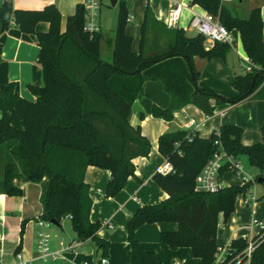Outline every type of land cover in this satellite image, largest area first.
Segmentation results:
<instances>
[{"label": "trees", "instance_id": "obj_1", "mask_svg": "<svg viewBox=\"0 0 264 264\" xmlns=\"http://www.w3.org/2000/svg\"><path fill=\"white\" fill-rule=\"evenodd\" d=\"M191 4L217 17L230 31L239 30L243 48L254 67L248 72L231 74L230 82L236 89L232 97L199 86L200 72L193 62L195 56L225 60L229 44L217 42L208 48L201 33L168 27L155 19L148 0L138 50L133 48V37L126 31L130 9L125 0H118L111 62L101 58V29L90 32L84 28L87 10L84 3L76 5L62 31L61 14L55 4L42 9H17L12 0H4L0 5V32L14 24L22 32L36 35L43 84L28 85L35 100L20 96L14 82L0 86V193L22 194L21 187L14 182L16 178L41 182L43 211L39 217L54 220L58 226L68 217L78 240L90 239L106 253L109 242L98 235L101 222L90 219L92 199L84 175L89 165L109 170L107 197L119 193L130 176L137 177L133 159L148 156L152 142L142 133L140 125L129 121L135 100L143 109L141 117L151 114L171 121L175 111L188 104L212 115L215 107L211 99L234 105L254 92L264 99L260 7L252 8L247 17H240L223 0H191ZM40 21L49 23L47 31L36 30ZM151 31L153 43L159 33L168 36L163 48L146 49ZM69 44L72 59L84 65L80 75L72 72L64 59ZM11 109L19 116L20 127L12 125ZM188 133L189 129H176L158 138V151L173 170L157 171L152 179L168 197L144 204L128 216L132 264H162L136 238L139 227L155 222L179 225L177 229L160 232L161 242L171 247H189L201 264H264V229L250 240L233 239L226 245L227 252L218 258L219 213L229 219L237 195L245 192L250 183L223 186L215 192L195 190L198 174L220 145L235 157L247 155L259 169V176H264V123L262 141L247 145L241 142L243 127L234 123L220 125L209 137L196 132L190 139ZM24 225L25 221L22 230ZM250 242L254 249L247 256L245 250Z\"/></svg>", "mask_w": 264, "mask_h": 264}, {"label": "crops", "instance_id": "obj_2", "mask_svg": "<svg viewBox=\"0 0 264 264\" xmlns=\"http://www.w3.org/2000/svg\"><path fill=\"white\" fill-rule=\"evenodd\" d=\"M4 0H0V5ZM85 0H12L13 6L17 9H42L48 4H55L61 14V30L66 29L67 17L74 13L76 5L84 3ZM185 4L181 17L174 27H183L188 33H196L188 30V24L194 10L205 11L199 5L191 4V0H180ZM228 4L233 13L240 17H247L250 10L260 7L263 19V41H264V0H223ZM130 9V20L126 31L133 37V48L138 50L141 39V24L144 17L145 0L133 1L125 0ZM149 8L157 21L165 24L164 18L172 5L171 0H148ZM114 10L103 11L102 7L99 14V25L103 34L100 44L101 56L103 44L107 46V53L111 54L113 59V38L114 28L118 18V1L112 7ZM111 12V19L105 20V13ZM36 25L37 31H47L49 23L40 21ZM169 27V26H168ZM110 30L112 33H105L104 30ZM150 41L146 45L148 51H155L163 48L168 39L163 33H159L156 42L153 41L152 31L150 32ZM231 41L228 43L230 48L226 54L225 60L219 58L205 59L195 56L193 59L195 68L200 72L198 85L205 88H211L222 96H233L236 89L230 82L232 73H244V68L248 65L247 56L239 30H231ZM34 33H24L16 25L12 24L7 30L0 32V86L9 82H14L15 91L22 97L35 100V95L30 91L28 85H42L43 73L42 67L38 62L39 46ZM71 44L66 47L64 59L68 68L77 75L82 74L84 65L77 60H73ZM230 84V86H229ZM215 107L212 115L199 109L193 104L185 105L174 113V118L167 121L163 118L154 117L151 114L140 116L143 110L138 100H135L129 121L132 125H140L142 133L148 137L151 143V151L148 156H138L133 159L135 164V176L127 179L125 186L115 196H105L106 184L110 178V172L107 169L98 166L89 165L86 168L84 179L89 184L92 206L90 211L91 221L101 222L98 235L109 242L106 253L98 248L90 239L85 241L78 240L74 230L67 228L64 224V217L58 225H52L51 248L58 251L56 258L47 260L34 259L37 255L36 244L38 235L37 219L43 211L41 194L42 183L25 181L21 178L14 180L15 184L22 189V194L8 195L0 193V264H19L16 260V254L21 253L24 259H33L30 264H81L84 261H94L99 257H106L107 264H132L131 248L127 239V219L140 206L144 204H153L168 197V194L160 188L152 179L155 172L169 163L167 159L158 151V138L165 132L176 129H186V122L194 118L202 124L198 132L200 136L209 137L214 130L225 123H231L228 116L230 111H234L233 116L237 118V109L243 107L246 112V119H233L234 124L243 127L241 142L243 144H253L262 141L261 127L264 123V99L256 96V93L250 95L237 104L228 102L217 103L215 99L210 100ZM12 118V125L21 126L20 118L14 109L9 111ZM1 116V111H0ZM243 124V125H240ZM239 161V156L236 157ZM1 153H0V175H1ZM241 162V161H240ZM243 166V165H242ZM244 170V168H243ZM224 171L221 175V181L224 186L225 181L229 185L242 184L239 180H232ZM245 172V171H244ZM238 175V174H237ZM257 200L252 208L245 205L242 200V194H238L235 201L234 211L229 219H225L222 212L219 213L216 240L219 245L226 246L239 237H246L249 240L256 235L260 228L251 226L253 217L264 221V183L262 188L256 190ZM254 209V212H252ZM69 219V218H68ZM70 220V219H69ZM25 221L22 230V222ZM71 224V222H70ZM176 223L155 222L145 224L136 230V238L142 246L153 251L162 264H201L200 258L195 257L191 249L187 246L171 247L161 242L160 232L177 229ZM63 241V244H60ZM68 246H71L68 248Z\"/></svg>", "mask_w": 264, "mask_h": 264}, {"label": "built area", "instance_id": "obj_3", "mask_svg": "<svg viewBox=\"0 0 264 264\" xmlns=\"http://www.w3.org/2000/svg\"><path fill=\"white\" fill-rule=\"evenodd\" d=\"M172 5L164 18V22L167 26L172 27L179 21L182 11L185 8V4L180 0H171ZM84 5L86 10V21L84 28L90 32H95L100 30L99 25V10L101 7V0H85ZM188 30L201 33L206 39L207 47H213L217 42L229 43L231 41L232 35L231 31L219 21V19L206 11L194 10L188 24ZM254 67L253 63L249 59L248 65L244 68V72L251 71ZM202 124L199 123L194 118H191L186 122L185 127L189 129L188 137L191 139L194 133L201 130ZM223 169L226 171H232L236 175L242 176L243 182L250 183L245 192H242L243 203L252 208L253 203L257 200L255 193V182L253 178L246 176L242 163L233 155L227 153L224 148L220 145L218 151H216L212 157L208 159L201 172L196 178L195 190L215 192L220 190L224 185L221 181V175ZM173 170L170 163L165 164L160 172L167 173ZM254 212V209H252ZM37 226L39 228L37 235L36 252L37 255L34 259L47 260L51 258H56L58 256V251H53L51 248V238L52 233L50 227L53 225L52 221L40 218L37 219ZM251 226H258L260 230L264 229V221L253 217ZM63 244V241H60ZM71 246H68V248ZM254 245L252 242L247 246L245 252L247 256H250ZM227 252L226 246L218 247V258H221L224 253ZM16 260L19 264H30L33 259H24L21 253L16 254ZM108 260L106 257L102 256L94 261H84L81 264H107Z\"/></svg>", "mask_w": 264, "mask_h": 264}, {"label": "rangeland", "instance_id": "obj_4", "mask_svg": "<svg viewBox=\"0 0 264 264\" xmlns=\"http://www.w3.org/2000/svg\"><path fill=\"white\" fill-rule=\"evenodd\" d=\"M133 1H136V0H133ZM138 1H142V0H138ZM101 7H102L103 11H105V12H107L108 10H114L113 12H116V10H117L116 8L112 9V7H114V6H111L110 0H101ZM101 7H100V9H101ZM99 14H100V12H99ZM109 14L110 15H108V20H107L106 19L107 15L105 13V20L108 21V22L111 21V20L109 21V18L111 19V12ZM115 28H116V25H115ZM115 28H114V30H115ZM114 30H113V32H114ZM104 32L105 33H112L110 30H107V29L104 30ZM102 51L103 52H102L101 58L104 61L111 62L112 61L111 54L107 53V46L105 44H103ZM229 86H230V84H229ZM229 97H232V96H229ZM236 112H237L236 113L237 114V118L235 116H233V114L235 113L233 110L230 111V113H228V116H229V119H230L228 121H230L231 123H235L233 119H241L243 121H244V119H246V112H245V109L243 107H239V109H237ZM240 125H243V124H240ZM239 159H240V161H241V163L243 165V168H244L246 176L249 177V178H253V180L255 182L256 190L259 189V188H262L263 183L257 182V178H258V176L260 174L259 169L249 161L247 155L241 154V155H239ZM226 175H228L229 178L234 180V181L235 180H239V181L243 182V179H244L242 176L236 175V173H234L232 171H228V170L226 172ZM228 181H225V184L227 186H229V184H228L229 182ZM261 199H263V198H261ZM64 221H65L64 224L66 225V230H67V228L71 229V224H70L71 221L68 218L64 219Z\"/></svg>", "mask_w": 264, "mask_h": 264}, {"label": "water", "instance_id": "obj_5", "mask_svg": "<svg viewBox=\"0 0 264 264\" xmlns=\"http://www.w3.org/2000/svg\"><path fill=\"white\" fill-rule=\"evenodd\" d=\"M117 1L118 0H110L111 6H115L117 4ZM257 182H260V183L264 182V176H259L257 178ZM51 221L53 224L57 225V223L54 220H51Z\"/></svg>", "mask_w": 264, "mask_h": 264}]
</instances>
